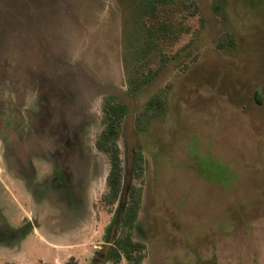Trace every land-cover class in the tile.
Segmentation results:
<instances>
[{
    "label": "rangeland",
    "instance_id": "rangeland-1",
    "mask_svg": "<svg viewBox=\"0 0 264 264\" xmlns=\"http://www.w3.org/2000/svg\"><path fill=\"white\" fill-rule=\"evenodd\" d=\"M0 186L32 227L0 264H264V0H0Z\"/></svg>",
    "mask_w": 264,
    "mask_h": 264
},
{
    "label": "flooded vegetation",
    "instance_id": "flooded-vegetation-1",
    "mask_svg": "<svg viewBox=\"0 0 264 264\" xmlns=\"http://www.w3.org/2000/svg\"><path fill=\"white\" fill-rule=\"evenodd\" d=\"M13 138H16L15 141H12ZM49 142V139L46 138L45 140H42L43 142ZM6 141L9 142L13 149H14V155L7 156V159L5 160V163L7 165H10L11 167H14V169H19L20 167L18 166L21 164L23 161L20 159L24 160L25 158H20L19 156L21 155V152L25 150L26 144L31 145L32 143L37 144L38 141L34 137H29L28 140L23 141L20 140L17 137L7 135ZM45 145V144H44ZM18 156L20 159L16 158ZM18 166V167H17ZM13 186L17 187L16 189L19 190V193L22 196H25L26 193L24 192L25 187L29 190L30 187L32 186H20L19 183H13ZM61 191H72L73 194H76V198L79 201L80 206L85 203V194L83 192L84 187L83 186H58ZM10 187L7 186H0V246L5 247V248H12L16 242H19L20 240H23L22 238L29 232L32 231V227L28 226L27 223L19 224L16 225L12 218L11 208H16V199L13 197L11 190L9 189ZM10 193L12 198L10 196H7V193ZM25 194H24V193ZM19 205V204H18ZM78 215L79 217L80 214V208L78 210ZM76 217V216H75ZM79 220V219H78ZM17 246V245H16Z\"/></svg>",
    "mask_w": 264,
    "mask_h": 264
},
{
    "label": "trees",
    "instance_id": "trees-1",
    "mask_svg": "<svg viewBox=\"0 0 264 264\" xmlns=\"http://www.w3.org/2000/svg\"><path fill=\"white\" fill-rule=\"evenodd\" d=\"M126 111V107L123 103L118 102L114 104L105 100V104L103 105L104 129L96 142L97 149L105 153L109 158L110 170L106 184L113 195L118 193L120 183V167L116 139L118 137L121 120ZM97 256L99 257V255H96V257ZM99 261L106 262L108 260L103 257L99 259Z\"/></svg>",
    "mask_w": 264,
    "mask_h": 264
},
{
    "label": "crops",
    "instance_id": "crops-1",
    "mask_svg": "<svg viewBox=\"0 0 264 264\" xmlns=\"http://www.w3.org/2000/svg\"><path fill=\"white\" fill-rule=\"evenodd\" d=\"M68 231V230H67ZM67 231H64V233H62L61 234V237L60 236H54L55 238H67V235H66V233H67ZM66 232V233H65ZM73 235H74V233H73ZM53 237V236H52ZM71 237H73V236H71ZM70 237V238H71ZM69 238V237H68ZM67 238V239H68ZM22 242H23V240H19V242H16L15 244H14V246H13V248L14 247H17L18 249H17V254H14L13 255V257H14V260L16 259V260H19L20 259V256L22 255ZM17 245V246H16ZM10 249H12V248H10ZM19 249H21L20 251H18ZM98 249V248H97ZM20 252V253H19ZM96 251L93 249L92 251H91V253L89 254V257H88V259H87V264H90L89 262H90V260H92V258H93V256H94V253H95ZM6 256V255H5ZM17 257V258H16ZM6 258V257H5ZM5 258H3V259H5ZM5 260H7V259H5ZM10 260V259H9ZM8 260V261H9ZM88 260H89V262H88Z\"/></svg>",
    "mask_w": 264,
    "mask_h": 264
}]
</instances>
